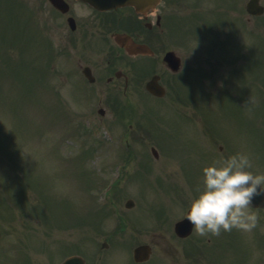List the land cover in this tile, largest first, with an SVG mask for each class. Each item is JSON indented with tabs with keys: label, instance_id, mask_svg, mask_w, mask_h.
Listing matches in <instances>:
<instances>
[{
	"label": "rangeland",
	"instance_id": "1",
	"mask_svg": "<svg viewBox=\"0 0 264 264\" xmlns=\"http://www.w3.org/2000/svg\"><path fill=\"white\" fill-rule=\"evenodd\" d=\"M29 2L35 5L33 0H29ZM18 21H21L19 15L14 18L4 12L0 13V44L2 45V38H4V45L8 42H12L14 46L20 43L30 52H33L37 47V40H31L30 35L26 39L22 38L29 41L30 44L22 42L20 38L13 39ZM257 23L260 24L258 21L253 24L256 25ZM54 26L56 32L52 42L54 47L60 49L63 46L61 37L66 38L62 29L63 25L61 21H55ZM3 46H0V264H9L11 261L19 262L26 252L35 264H58L64 256L60 255V258L50 262L49 254L57 256L59 247L69 246L73 249V245L76 244L75 248L79 249L80 254L83 255L87 249V244H89V242H86V236L90 230H88L86 224L84 226L76 224V220H73L74 217L70 215V212L57 214L58 224L61 227L70 228V230L56 228V226L51 227L49 225L52 224L51 213L48 208L49 203L47 199L44 204L39 203L42 192L39 183H43L45 178L51 196L68 197L75 206L74 215L79 217L85 215L86 193L83 191V181L78 178V171L84 178L87 175V163L91 162V159H87L88 150L85 148L89 140L88 133H90V130L94 133L104 130L108 133L111 132V134L122 133L127 128L118 125L110 127L109 125L113 122L114 117H110L108 113L104 122L99 121L97 115L90 116L89 121L91 124H88L86 118L72 114V110L69 109L68 111L61 102L58 105L53 103L50 107L48 105L51 102V95L48 94L46 88L43 89V92L37 90L34 83L33 92L28 95V84L22 74L15 75L2 70L4 69V63L1 59ZM250 46L251 57L253 60L255 59V62L258 61L259 66L258 69L254 67L253 72L251 68L244 70L249 78L246 82L251 87L258 86L259 88L253 89L250 102H241L240 108L236 109H233L227 103L223 105L217 103L225 102L214 95L224 87L229 89L230 94H232L231 86L226 84L228 75L224 74L218 76L219 84L223 85L220 89L214 91V87H211L214 92L205 91V94H203V91L200 90L199 93L194 92L193 96L188 93L184 112L188 116L201 118L198 120L201 131L205 128V124H208L206 117L218 118L219 121H212L211 126L212 129L219 131L212 132L220 133L223 130H228V134L233 137V145L237 144V148L242 152H247L246 147L250 146L252 170L255 172L264 171V94L261 91V89L264 90V38H261L255 30ZM65 50H68V48L66 47ZM32 61L33 59H30L29 67ZM66 63L65 57L60 56L56 58L55 67L61 68ZM253 73H258V76L253 75ZM10 75L14 79H9ZM63 90L67 91L68 87L63 86ZM225 93L228 100L229 93L227 91ZM130 98L131 102H121V106L130 105L127 108L129 110L127 113L130 114L128 117H130L129 122L132 124L136 118V111L139 114V108L144 102L140 97L133 94L130 95ZM76 103L78 105L81 102ZM65 104L70 105V102H65ZM147 104L151 107L145 111L147 119L150 117L153 124L156 125L154 127L150 126L147 132L151 133L154 138H161V144L164 148L158 147V153L163 161V151L165 150L166 159L165 162L155 164L149 163L148 159L143 156L140 159L139 166L146 168V171L140 168L141 173H136V175L130 177V179L138 177L142 179L139 191H135L140 196L139 202L141 200L143 204L141 209L134 212V217L138 220H142L144 217L150 218L154 213L164 215L165 175L162 173L156 177L152 171L158 169V167L173 166L181 160L182 163L192 162L188 160L189 157H183L185 155H194L192 159L198 163V160L205 153L206 146L203 138L197 133L194 123L192 129L190 121L182 120L181 117L175 118L170 109L163 108L154 111L152 110L153 105ZM246 108L247 110L250 109V114L246 116V121L238 122L246 115ZM250 118L253 120L252 127L249 124ZM174 119L178 124H174ZM145 123L148 127L147 121ZM88 125H90V128ZM128 129L137 130L135 125H133V128ZM72 133H78L79 137L74 138L78 134L72 135ZM108 133L105 134L106 137H108ZM142 134L144 138L140 145L148 148L154 146L153 140L145 133L142 132ZM109 140L110 138H107V141ZM222 140L219 137L216 139V141ZM121 141L126 142L127 137L123 138L122 136ZM116 145L117 143L113 142L109 147L115 148ZM122 146L123 144L120 145V147ZM73 148H80V150H73ZM138 153L136 152V155ZM99 156H101L100 159ZM93 158L92 163L96 166L94 168H100L99 163L103 162L105 156L100 151H96ZM111 172L114 175L113 171ZM35 174L38 176L39 183L36 181ZM175 174H177V171H175ZM201 176L199 168H196V178L192 182L196 186L194 196L201 187ZM178 177L185 178L184 171L179 173ZM33 180L34 183H32ZM134 180L132 179L128 186L132 185ZM24 187L26 191L23 193ZM71 187H73L72 191ZM130 195L131 193H126L125 196ZM99 196H103V193L101 192ZM25 198L27 201H24ZM122 200H126V198L123 197ZM62 203L67 204V201L61 200L60 204ZM36 204L46 206L47 218L40 217L42 206ZM115 209H118L121 216H127L128 210L122 204H119L118 207L115 206ZM109 222L114 225L112 219ZM157 233L145 231L134 233V237L137 240L148 242L153 240L165 243V234L158 235ZM104 238L103 235H100L94 239V242L98 241L97 247L100 246ZM243 244L247 245L246 241ZM97 247L93 250L101 256L103 252ZM247 251L245 258L252 261L259 255V245L256 242L247 245ZM243 258L244 256H241L238 249L236 259ZM92 260L94 264H100V261L96 262L93 258Z\"/></svg>",
	"mask_w": 264,
	"mask_h": 264
},
{
	"label": "flooded vegetation",
	"instance_id": "2",
	"mask_svg": "<svg viewBox=\"0 0 264 264\" xmlns=\"http://www.w3.org/2000/svg\"><path fill=\"white\" fill-rule=\"evenodd\" d=\"M194 1L161 0L154 10L146 14L145 17H140L128 8L102 13L90 9L80 1L68 0L71 15L76 22V33L73 40L82 50L78 61L90 66L94 78L89 85H96L97 89L102 88V85L105 84L120 85L121 81L124 85L123 76L114 73L115 70L112 69L123 65L131 68V58H135L136 61L134 71L127 78L132 81V85L134 81L140 86L144 85L155 74L157 68L168 71L167 74H163L167 77L166 85L176 84L177 76L186 72V57L179 54L181 69L179 72L173 73L167 69L163 56L166 52L172 51L173 42H179L173 34L174 26L179 20V12H183L189 7H197L198 4ZM236 1L231 0L232 8H235ZM114 32L129 34L136 43L147 45L151 54L131 58L124 56L123 51L111 39V34ZM180 42L183 43L181 40ZM107 53H110V57L104 64L103 61ZM120 62H123L122 65H116ZM163 75H161V80H163ZM82 78L86 80L84 77ZM172 200L168 204L166 215L168 241L154 243V246L160 247L159 250L166 256L165 263L236 264L231 258V231L221 232L219 235L202 236L196 232L193 225L191 232L184 237L181 236V233H176L174 231L175 224L185 217L183 212L187 208L188 202L184 195L179 194L173 196Z\"/></svg>",
	"mask_w": 264,
	"mask_h": 264
},
{
	"label": "clouds",
	"instance_id": "3",
	"mask_svg": "<svg viewBox=\"0 0 264 264\" xmlns=\"http://www.w3.org/2000/svg\"><path fill=\"white\" fill-rule=\"evenodd\" d=\"M201 172V187L183 212L196 232L205 236L255 228L259 216L252 199L264 192V171L252 170L250 155L232 153L203 166Z\"/></svg>",
	"mask_w": 264,
	"mask_h": 264
},
{
	"label": "water",
	"instance_id": "4",
	"mask_svg": "<svg viewBox=\"0 0 264 264\" xmlns=\"http://www.w3.org/2000/svg\"><path fill=\"white\" fill-rule=\"evenodd\" d=\"M94 6H103L104 8L115 7L125 4H133L137 9L145 5L151 4L154 0H88ZM64 264H82L78 258H71Z\"/></svg>",
	"mask_w": 264,
	"mask_h": 264
}]
</instances>
